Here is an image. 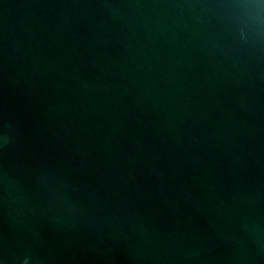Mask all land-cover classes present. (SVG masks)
I'll return each mask as SVG.
<instances>
[{
    "label": "water",
    "instance_id": "water-1",
    "mask_svg": "<svg viewBox=\"0 0 264 264\" xmlns=\"http://www.w3.org/2000/svg\"><path fill=\"white\" fill-rule=\"evenodd\" d=\"M0 264H264V0H0Z\"/></svg>",
    "mask_w": 264,
    "mask_h": 264
}]
</instances>
